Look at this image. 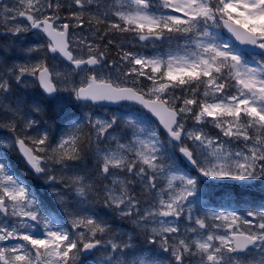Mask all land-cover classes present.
Returning <instances> with one entry per match:
<instances>
[{"label":"snow or ice","instance_id":"6c2138e0","mask_svg":"<svg viewBox=\"0 0 264 264\" xmlns=\"http://www.w3.org/2000/svg\"><path fill=\"white\" fill-rule=\"evenodd\" d=\"M0 264H264V0H0Z\"/></svg>","mask_w":264,"mask_h":264}]
</instances>
